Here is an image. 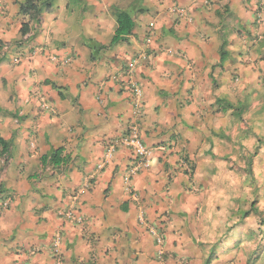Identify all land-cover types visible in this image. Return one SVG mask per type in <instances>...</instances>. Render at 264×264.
Instances as JSON below:
<instances>
[{"label": "crops", "instance_id": "crops-1", "mask_svg": "<svg viewBox=\"0 0 264 264\" xmlns=\"http://www.w3.org/2000/svg\"><path fill=\"white\" fill-rule=\"evenodd\" d=\"M23 1L0 0V264H55L58 236L63 264H158L160 252L166 264H243L248 239L229 235L226 174L208 147L227 123L215 97L245 72L234 52L219 67L223 18L264 35V0H57L22 38ZM119 10L135 28L111 46ZM129 126L152 151L135 174L126 148L107 161ZM61 149L68 162L44 168ZM72 209L82 224L60 215Z\"/></svg>", "mask_w": 264, "mask_h": 264}, {"label": "rangeland", "instance_id": "rangeland-1", "mask_svg": "<svg viewBox=\"0 0 264 264\" xmlns=\"http://www.w3.org/2000/svg\"><path fill=\"white\" fill-rule=\"evenodd\" d=\"M73 2L76 6L74 0L71 5L73 6ZM229 9L224 8L226 13ZM52 10L58 12L57 0ZM74 13L73 25H76L83 20V15L76 11ZM223 19L225 33L220 38L222 41L223 37L228 40L230 52H234L236 59L243 64L245 72L233 74L230 82L232 94L228 98L219 97L231 101L242 110L237 112V115L229 112L222 117L227 123L223 124L218 136H213L214 143L218 145L212 144L208 147L215 156L210 157L217 162L209 167L226 174L223 187L228 186L229 201L220 203L217 208H223L229 218L232 225L229 227V235L235 238L243 235L249 240L245 241L248 245L244 246L248 259L241 257L240 262L264 264V35L258 34L255 37L249 31L245 32L246 28H242L244 32L235 30L233 33L231 26L237 22L236 15L232 14ZM258 20L259 24H254L255 27L259 26L257 30L264 28V20L261 17ZM9 59L14 62L13 58ZM225 63L219 67L226 66ZM236 79L238 80L235 81ZM239 113L243 115L241 118ZM211 126L217 129L214 123ZM203 164L201 163V166ZM249 167L252 168V175L247 172ZM2 194L0 200L4 198ZM254 202L259 213L256 217L252 214L245 216V212H251ZM225 209L229 211L226 212ZM236 245L237 243H234V246Z\"/></svg>", "mask_w": 264, "mask_h": 264}, {"label": "trees", "instance_id": "trees-1", "mask_svg": "<svg viewBox=\"0 0 264 264\" xmlns=\"http://www.w3.org/2000/svg\"><path fill=\"white\" fill-rule=\"evenodd\" d=\"M55 2L56 0H24L20 4V14L28 19L26 22L22 24V29H21L22 38L27 37L31 33L32 23L41 24L43 15L52 10V8L55 5ZM116 18H117V30L111 46H114L121 42H125L127 40V37L133 33V30L135 28V22L128 12L119 10ZM23 41L24 39L18 41V43ZM228 45H229L228 40H226L225 37H223L222 46L220 48V58H221L220 64H224L226 61H228L230 57V51H228L227 49ZM235 81H237V79ZM215 107L218 113H223V114L232 112L233 115H237V112H241L242 110L239 106H235L231 101H228L225 98H220V97H217L215 102ZM242 116H243L242 113H239V117L241 118ZM0 146L3 149H6L8 144L5 140L0 138ZM62 155H63V151L61 149L59 151H56L50 157L43 158L44 168L48 163L54 166L59 165L61 163H67L68 159L62 158ZM255 155L256 153L254 154V156ZM247 172H249V174L252 175V168L249 167ZM2 193L3 190H2V186L0 185V194ZM255 206L256 204L254 202L251 206V212L249 211L245 212L244 215L249 216L252 214L253 217H256V214L259 213V210ZM166 259H167L166 255L159 257L157 260L158 264H166ZM206 264H209V262L207 261Z\"/></svg>", "mask_w": 264, "mask_h": 264}, {"label": "built area", "instance_id": "built-area-1", "mask_svg": "<svg viewBox=\"0 0 264 264\" xmlns=\"http://www.w3.org/2000/svg\"><path fill=\"white\" fill-rule=\"evenodd\" d=\"M175 13L179 15V18H183V19H186L188 16L187 11L182 8L176 9ZM153 26H154L153 24L150 25V27ZM15 62H19V60L17 59L15 60ZM141 95L142 92L137 87V85L133 86V105L138 111L142 109ZM119 148H126L131 151V156L135 162L129 171L130 174H135L140 170L149 169L151 167L152 151L141 140L138 127L129 126L127 131L122 136H120L119 138L115 139L110 143L108 147L107 161L108 160L110 161V159L113 156V153L117 151ZM103 166L104 165L101 164L99 166V169H102ZM60 215H63L68 221H72L77 224L83 223L82 216H77L75 210L73 211V209L66 212H61ZM141 221L143 223L145 222L143 218H141ZM149 231L154 237L157 238L158 243L162 244V239L158 235H156L157 232L155 231V229L150 228ZM60 242L61 241L59 236L56 237L53 242L51 254L55 260V264H63L60 256ZM161 256H163L162 252H160V257Z\"/></svg>", "mask_w": 264, "mask_h": 264}, {"label": "clouds", "instance_id": "clouds-1", "mask_svg": "<svg viewBox=\"0 0 264 264\" xmlns=\"http://www.w3.org/2000/svg\"><path fill=\"white\" fill-rule=\"evenodd\" d=\"M187 18H188V17H187ZM187 18H186V19H187ZM17 59H18V58H15L14 61L17 60ZM18 60H19V59H18ZM237 80H238V79H237Z\"/></svg>", "mask_w": 264, "mask_h": 264}]
</instances>
